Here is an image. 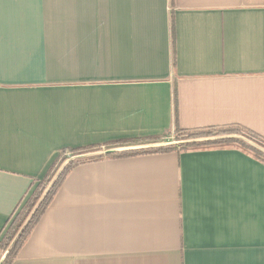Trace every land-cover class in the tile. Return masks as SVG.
I'll return each mask as SVG.
<instances>
[{
  "label": "crops",
  "instance_id": "1",
  "mask_svg": "<svg viewBox=\"0 0 264 264\" xmlns=\"http://www.w3.org/2000/svg\"><path fill=\"white\" fill-rule=\"evenodd\" d=\"M228 125L264 138V0L0 4V232L61 150ZM12 264H264V164L77 165Z\"/></svg>",
  "mask_w": 264,
  "mask_h": 264
},
{
  "label": "trees",
  "instance_id": "2",
  "mask_svg": "<svg viewBox=\"0 0 264 264\" xmlns=\"http://www.w3.org/2000/svg\"><path fill=\"white\" fill-rule=\"evenodd\" d=\"M225 135H238L245 137L246 139L260 145L264 148V138L248 131L247 129L238 126V125H228L223 127H207V128H199V129H180L178 127L175 128L173 135H165L162 137H152L147 139H135L131 141H121L115 143H109L104 146H91L86 147L83 149H64L58 153V156L53 161L49 169L47 170L45 176L35 183L32 184L30 191L26 195V197L22 200L18 208L14 211L11 217L6 222L5 226L3 227L2 231L0 232V258L3 253L6 251L10 243L12 242L13 238L15 237L16 233L30 214L31 210L53 179L55 173L59 169V167L67 160L66 154L69 153L72 157L92 152H98L102 149H112V148H120L125 146L137 145V144H148V143H155L161 142L169 137H172L175 141H186V140H193V139H202V138H209V137H217V136H225ZM235 148L236 150H240L246 155L251 156L253 159L261 162L264 164V154L256 151L255 149L249 147L245 143L239 140H225V141H218V142H211V143H202V144H192V145H178V146H171L167 148H160L148 151H138V152H129V153H120L114 154L110 156H106L103 158H121V157H131V156H138V155H146V154H160V153H167L170 151H177V152H190V151H205V150H218V149H231ZM95 158L90 160H83V161H75L66 166L64 171L55 181L53 186L50 188L47 195L44 197L43 201L41 202L40 206L28 222L27 226L16 240L14 245L12 246L11 250L9 251L7 257L4 259L2 264H12L14 260L17 258L18 253L24 243L27 241L31 231L33 230L34 226L40 219L43 212L49 206L53 197L55 196L56 192L58 191L59 187L61 186L63 180L65 179L66 175L77 165L93 162L103 159Z\"/></svg>",
  "mask_w": 264,
  "mask_h": 264
},
{
  "label": "water",
  "instance_id": "3",
  "mask_svg": "<svg viewBox=\"0 0 264 264\" xmlns=\"http://www.w3.org/2000/svg\"><path fill=\"white\" fill-rule=\"evenodd\" d=\"M225 140H239L245 143L246 145L252 147L253 149L261 152L264 154V148L261 146L257 145L256 143L246 139L245 137L238 136V135H225V136H217V137H209V138H202V139H193V140H186V141H175V140H170V141H161V142H155V143H148V144H137V145H131V146H125V147H120V148H112V149H107V150H102L98 152H92V153H87V154H82V155H77L68 158L57 170L55 173L53 179L31 210L30 214L16 233L15 237L13 238L12 242L6 249V251L3 253V255L0 258V264L4 261V259L7 257L9 251L11 250L12 246L16 242V240L19 238L25 227L27 226L28 222L40 206L41 202L43 201L44 197L47 195L49 192L50 188L53 186L55 181L58 179V177L61 175V173L64 171L66 166L72 162L75 161H83V160H90V159H95V158H103L106 156L114 155V154H120V153H129V152H138V151H148V150H154V149H160V148H167L171 146H178V145H192V144H202V143H211V142H218V141H225Z\"/></svg>",
  "mask_w": 264,
  "mask_h": 264
},
{
  "label": "rangeland",
  "instance_id": "4",
  "mask_svg": "<svg viewBox=\"0 0 264 264\" xmlns=\"http://www.w3.org/2000/svg\"><path fill=\"white\" fill-rule=\"evenodd\" d=\"M170 140H173V138L170 137V138H169L168 140H166V141H170ZM257 145H258V144H257ZM259 146H260V145H259ZM249 147H250V146H249ZM251 148H252V147H251ZM262 148H263V147H262ZM102 150H104V149H102ZM102 150H101V151H102ZM256 151H257V150H256ZM258 152H259V151H258ZM260 153H261V152H260ZM262 154H263V153H262ZM66 157H67V159H68V158H70V157H72V156H71L69 153H67V154H66Z\"/></svg>",
  "mask_w": 264,
  "mask_h": 264
},
{
  "label": "snow or ice",
  "instance_id": "5",
  "mask_svg": "<svg viewBox=\"0 0 264 264\" xmlns=\"http://www.w3.org/2000/svg\"><path fill=\"white\" fill-rule=\"evenodd\" d=\"M5 2V0H0V4H3Z\"/></svg>",
  "mask_w": 264,
  "mask_h": 264
}]
</instances>
